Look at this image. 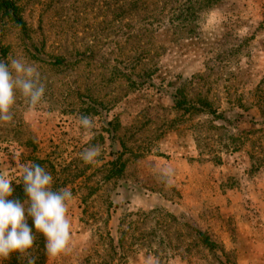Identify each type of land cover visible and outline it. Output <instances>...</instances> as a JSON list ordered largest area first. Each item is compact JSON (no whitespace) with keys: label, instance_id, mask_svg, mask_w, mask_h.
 I'll use <instances>...</instances> for the list:
<instances>
[{"label":"rangeland","instance_id":"1","mask_svg":"<svg viewBox=\"0 0 264 264\" xmlns=\"http://www.w3.org/2000/svg\"><path fill=\"white\" fill-rule=\"evenodd\" d=\"M8 1L0 60L45 94L0 122V172L73 194L68 255L27 217L36 264H264V0Z\"/></svg>","mask_w":264,"mask_h":264},{"label":"clouds","instance_id":"2","mask_svg":"<svg viewBox=\"0 0 264 264\" xmlns=\"http://www.w3.org/2000/svg\"><path fill=\"white\" fill-rule=\"evenodd\" d=\"M17 93L33 108L42 102L45 85L38 69L22 58L0 60V122L13 121ZM79 123L89 131L94 127L92 117L87 115H82ZM98 155L99 147L93 146L82 152L81 158L89 164ZM12 181L0 172V264L13 253L27 260V264H36L32 254L36 237L27 217L32 218L36 232L44 236L47 256L68 255L72 251V223L68 215L72 192L67 188L54 190L52 174L33 162L21 166L19 183H23L28 197L24 203L10 199L14 191Z\"/></svg>","mask_w":264,"mask_h":264},{"label":"trees","instance_id":"3","mask_svg":"<svg viewBox=\"0 0 264 264\" xmlns=\"http://www.w3.org/2000/svg\"><path fill=\"white\" fill-rule=\"evenodd\" d=\"M0 5L3 6L5 9H10V10H14L15 7L13 5L12 2L8 1V0H2L0 1ZM17 23L23 25V21L16 17L15 15V19H14ZM200 109H207V104H203L199 107ZM15 194V196L11 199H18L22 202V199L24 198L23 194H24V190L22 189L21 185H16V190H14L13 192ZM201 235H203L201 232H199Z\"/></svg>","mask_w":264,"mask_h":264}]
</instances>
